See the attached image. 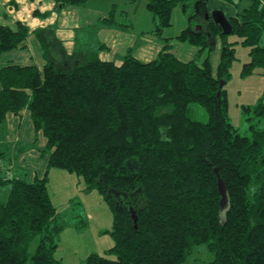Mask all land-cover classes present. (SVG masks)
Listing matches in <instances>:
<instances>
[{
  "label": "trees",
  "instance_id": "16d2710c",
  "mask_svg": "<svg viewBox=\"0 0 264 264\" xmlns=\"http://www.w3.org/2000/svg\"><path fill=\"white\" fill-rule=\"evenodd\" d=\"M190 1L146 0L163 43L151 60L139 59L131 47L119 63L102 59L101 44L82 59L73 54L59 62L48 56L50 27L35 30L47 56L42 68L9 63L0 69V123L27 107L47 138L41 152L48 154V168L82 176L85 190L98 189L112 209L113 245L82 264H181L200 244L214 254L206 264H264V127L251 120L264 118V99L245 107L254 116L250 134H243L230 120L226 90L237 44L249 48L242 76L264 67V1L225 12L231 23L225 32L206 17L215 10L209 0H196L179 38L197 51L181 59L163 32L174 8L188 13ZM225 1L238 6L242 0ZM118 11L113 3L101 23L128 29ZM29 34L21 20L15 27L0 23V53L23 46ZM192 104L205 110V119L191 115ZM48 172L32 181L0 175V183L10 184L8 197L0 198V264H62L56 235L64 226ZM219 177L229 195L224 220Z\"/></svg>",
  "mask_w": 264,
  "mask_h": 264
},
{
  "label": "rangeland",
  "instance_id": "374dc122",
  "mask_svg": "<svg viewBox=\"0 0 264 264\" xmlns=\"http://www.w3.org/2000/svg\"><path fill=\"white\" fill-rule=\"evenodd\" d=\"M19 1H21L19 2L21 5L18 8L9 7V11L12 10L10 15H27L26 7L28 6L24 5L25 0ZM195 1H190L192 6L188 13H185L178 6L175 7L172 15V24L167 26L163 32V36L171 39L173 51L181 59H190L197 51L195 45L179 38L180 32L191 21L190 16L194 11ZM213 1L210 0L209 2L212 3ZM244 1L238 6L233 5V8L240 10ZM16 2L18 1L16 0ZM224 2L227 6L228 3ZM113 3H116L119 10L123 11L121 12L122 14L119 11L117 12V20L129 23L130 27L124 30L117 24L103 25V29L110 36L108 42L111 49L102 50V55L120 62L127 49L131 47L134 50V54L141 60L147 61L157 57L163 43L161 38L153 31L156 20L146 6V0H140L138 3L130 2L129 0H90L89 4L90 6L93 5L95 8L91 7L94 10H98L105 17L108 15ZM2 7L0 4V21L11 22L9 17L6 18L8 20H1L3 19ZM49 16L46 14L40 17L49 20ZM40 17L38 18L41 19ZM52 17L53 15H51L50 20ZM100 26H102V23L99 25L97 23L84 24L66 32L69 34L75 33L72 36V41L75 40L80 49L93 50L98 49V45L104 44L101 31L99 30ZM55 29L56 27L53 28V30ZM28 37L30 46L37 54L39 51L38 44H35L37 38L33 33H30ZM229 38L233 40L236 36L230 35ZM220 54L221 39L218 37L215 49L211 52L214 72L220 61ZM236 56L237 59L231 68V78L226 85L229 115L231 122L239 128L241 133L250 134V116L254 115L250 114L245 107H252L261 98L264 99V67H258L251 74L242 76L243 63L249 60V48L242 44H237ZM205 114L206 112L202 107L192 104L191 115L205 119ZM251 120L259 127H264V118L258 119L254 117ZM40 131L42 132V130ZM1 164L2 160H0V166ZM48 187L55 205L61 212L59 224L64 226L56 235V240L59 243L56 255L62 260V264H82L84 258L91 252L104 253L113 245L114 239L110 234L114 224L113 212L98 189L86 191L85 180L82 176L56 167L51 168ZM35 243L36 241L31 244V251L34 250ZM213 257L214 254L208 246L200 244L193 249L181 264H206ZM27 264H31V261L29 260Z\"/></svg>",
  "mask_w": 264,
  "mask_h": 264
},
{
  "label": "crops",
  "instance_id": "0c3cea01",
  "mask_svg": "<svg viewBox=\"0 0 264 264\" xmlns=\"http://www.w3.org/2000/svg\"><path fill=\"white\" fill-rule=\"evenodd\" d=\"M17 1L18 2H16V0H0V4L3 6L1 8L3 19L1 20H8L6 19L8 17L10 18L9 20H11V22L0 21V23L15 27L16 21L21 20L28 24L30 33H33L37 38L35 44H38L39 51L35 54L33 48L30 46V39L28 37L23 46L0 53V69L9 63L20 65L36 64L41 68L44 66L47 62V56L45 55L43 44L40 42V39L35 32V30L40 28L49 29L51 27L53 29L56 27L52 34H49L51 36V45L49 44L48 56L59 62L65 61L67 55L74 54V56L82 59L84 55L88 54V52L98 50L87 48L80 49L75 43V40L72 41V36L75 33L69 34L66 32L84 24L97 23V25H99L101 23V18H103V16L98 10L93 9L95 8L93 5H91L93 8L90 6V0L88 3L83 4L84 6L76 4L59 5L55 0H35L32 2L31 0H25L24 5L28 6L26 7L27 15H10L12 10L9 11V7L15 9L21 5L19 3L21 1ZM224 1L225 0H214L212 3L208 2V6L211 9H223L227 14L235 15L251 4L250 0H242L241 3L244 1L242 8L236 10L235 7L233 8V4L226 1L228 3L226 6ZM45 12L50 15L49 20L40 17L43 16L41 14ZM51 15H53L51 18L52 21L50 20ZM103 25L104 24L98 29L101 31L102 42L104 43L105 48L99 51V55L102 59L111 60L101 53L104 49H111L108 42L110 36L107 34L106 30L103 29ZM234 39H237V37ZM67 41L69 42L67 43ZM54 44L56 47L61 46L63 50L55 49L53 47ZM99 47L100 45H98V48ZM1 88L2 85L0 82V90ZM26 131H28L27 134ZM46 143V136L43 131L39 132V130L35 128L31 112L27 107L19 113L9 112L6 116L5 122L3 124L0 123V160L2 159L0 175L5 180L10 177H25L32 181L36 177L45 176L47 170H49V176L51 172V169L48 168L49 157L41 152V149L46 146ZM9 193L10 184L0 183V198L6 199Z\"/></svg>",
  "mask_w": 264,
  "mask_h": 264
},
{
  "label": "water",
  "instance_id": "95a60500",
  "mask_svg": "<svg viewBox=\"0 0 264 264\" xmlns=\"http://www.w3.org/2000/svg\"><path fill=\"white\" fill-rule=\"evenodd\" d=\"M210 16H212L217 23L221 24V26L224 28L225 32L231 31V23L229 22L227 16L225 15V11L223 9H215L211 15L209 13L206 14L207 18H210ZM220 85L222 86L223 83H221ZM218 95H220V91L218 92ZM216 172L219 176L217 169H216ZM219 188H220V192L222 194L221 219L224 220L226 217V212L229 208V195H228V191H227L225 182L220 177H219ZM134 220H135V222L137 221L136 216H134ZM135 225L137 227V224H135Z\"/></svg>",
  "mask_w": 264,
  "mask_h": 264
}]
</instances>
